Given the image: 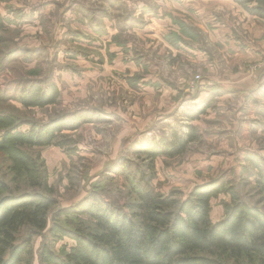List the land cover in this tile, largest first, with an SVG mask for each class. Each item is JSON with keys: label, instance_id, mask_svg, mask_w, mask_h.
<instances>
[{"label": "rangeland", "instance_id": "obj_1", "mask_svg": "<svg viewBox=\"0 0 264 264\" xmlns=\"http://www.w3.org/2000/svg\"><path fill=\"white\" fill-rule=\"evenodd\" d=\"M257 5L264 0H0V112L26 123L58 115L80 123L65 132L73 153L26 148L43 166L57 208L94 193L120 204L132 199L127 178L148 161L140 151L192 124L199 137L188 151L156 159L154 191L185 198L218 178L264 209V178L247 160L256 157L264 175V19L253 13ZM47 79L60 100L24 107L20 88ZM0 176L11 181L1 154ZM230 202L225 193L211 200L212 221ZM43 235L33 238L35 264ZM74 245L64 237L55 250Z\"/></svg>", "mask_w": 264, "mask_h": 264}, {"label": "trees", "instance_id": "obj_2", "mask_svg": "<svg viewBox=\"0 0 264 264\" xmlns=\"http://www.w3.org/2000/svg\"><path fill=\"white\" fill-rule=\"evenodd\" d=\"M240 1L247 6L257 0ZM253 11L264 19L263 5ZM20 90L19 99L26 108L55 105L61 98L59 87L50 79ZM79 126L64 115L26 123L14 113L0 112V154L11 172V181L0 176V264H35L33 238L41 234L39 264L264 263V209L243 200L234 185L212 179L196 184L185 198L176 191H154L151 182L156 159L188 151L199 137L197 126L192 124L185 132L174 129L171 137L140 151L148 161L146 169L138 165L132 179L126 177L132 199L120 204L94 193L57 208L58 199L52 196L43 166L26 148L54 145L73 153V139L65 132ZM247 160L264 178L256 157L249 155ZM126 164L117 170L122 175L127 173ZM11 182L22 189L15 190ZM259 183L264 190L261 178ZM221 193L229 195L231 202L225 204L224 217L214 222L211 200ZM64 237L74 240L75 245L65 253L56 251L55 244Z\"/></svg>", "mask_w": 264, "mask_h": 264}]
</instances>
